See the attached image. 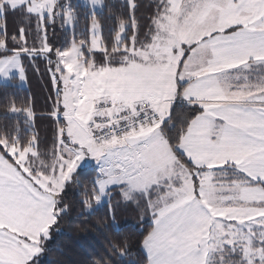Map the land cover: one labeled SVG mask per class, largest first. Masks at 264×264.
I'll return each mask as SVG.
<instances>
[{"label":"snow or ice","instance_id":"1","mask_svg":"<svg viewBox=\"0 0 264 264\" xmlns=\"http://www.w3.org/2000/svg\"><path fill=\"white\" fill-rule=\"evenodd\" d=\"M0 89V264H264V0H0Z\"/></svg>","mask_w":264,"mask_h":264},{"label":"rangeland","instance_id":"2","mask_svg":"<svg viewBox=\"0 0 264 264\" xmlns=\"http://www.w3.org/2000/svg\"><path fill=\"white\" fill-rule=\"evenodd\" d=\"M11 25V21H10ZM59 44V42H58ZM46 77L43 76V68H41V75L34 74L33 72H29V82L23 85H17L16 87L26 89L29 95L34 98L37 116L40 115L41 112L46 111V105L49 103L48 96V86L46 84ZM43 124V122H39Z\"/></svg>","mask_w":264,"mask_h":264},{"label":"trees","instance_id":"3","mask_svg":"<svg viewBox=\"0 0 264 264\" xmlns=\"http://www.w3.org/2000/svg\"><path fill=\"white\" fill-rule=\"evenodd\" d=\"M104 16H107V12L105 10ZM105 24H108L107 19H105ZM84 26L83 21L81 22V24L78 26L77 28V32L80 31V29ZM65 39V36L63 33H61L59 30H57L56 32V36L54 38V42H56L58 44V42H63V40ZM0 91H2V89H0ZM10 91H13L17 96H25V95H29V93L27 92L26 89L23 88H19V87H15L14 89H10ZM3 101L0 100V103H2ZM41 127H43V124H41ZM118 222L121 224H124L125 226L135 223L134 220V216L133 213L130 210H120L118 212ZM148 221H145V226H147ZM101 243L103 242L102 240L100 241Z\"/></svg>","mask_w":264,"mask_h":264}]
</instances>
